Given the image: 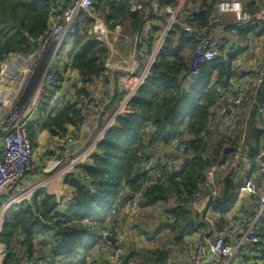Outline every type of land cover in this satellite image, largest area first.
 <instances>
[{
	"label": "trees",
	"instance_id": "obj_1",
	"mask_svg": "<svg viewBox=\"0 0 264 264\" xmlns=\"http://www.w3.org/2000/svg\"><path fill=\"white\" fill-rule=\"evenodd\" d=\"M68 1L0 0V69L14 55L29 57L36 53ZM156 1L162 7H173L178 3V0ZM220 1L200 0L201 7L192 16L193 27L204 28ZM237 1L250 11L264 6V0L259 1L258 8H255V2ZM101 2L104 3L103 8H100ZM130 3L131 0H94L91 11L104 14V24L108 29L129 22L133 31L139 32L146 22L139 14L129 11ZM92 21L88 15L80 19L79 32L73 37L75 42L70 52L69 67L80 76L82 83L78 94L74 96L72 93L70 101L65 100L56 113L49 114L43 121H34L45 111L55 92L61 89V78L55 74L60 82L46 86V103L28 124L31 142L36 129L47 131L62 141L70 134L71 128H77L81 123L86 106L84 99L91 95L89 86L93 79L103 75V62L107 55L104 43L92 40L82 31ZM229 28L227 25L226 30ZM249 34L264 36V22L240 30V40H247ZM195 39L180 26H172L148 76L129 100L126 112L115 119L89 159L64 179L75 201L64 207L65 197L59 198L42 188L29 203L23 202L11 209L3 220L0 233V246L6 253L2 264H92L87 261L88 242L111 229L99 226V214L110 213L120 199L127 202L134 198L135 201L137 196L140 207L168 201L179 204L172 215L173 224L169 225L170 235L177 226L171 240L174 246L182 242L186 234L192 233V222L189 217L184 221L183 217L189 216L194 194L204 187L203 174L212 165L230 163L239 136L238 131L228 134L226 130L224 133L219 130L217 134L221 135L216 134L213 144L208 143L212 127L208 129L207 125L214 117L212 111L216 106L224 105L221 96L216 95L215 87L227 88L233 75V57L222 55L206 64L197 77H192L194 82L188 85L187 79L191 76L184 53L195 49ZM258 102H264L263 90L259 93ZM256 109L257 106H252L251 122H248L245 133L252 174L260 170L259 157L264 154V129L258 127L260 122ZM176 137L186 147V163L180 172L173 174L158 166L161 179L153 183L148 174L138 171L140 161L152 144L157 141L172 143ZM150 170L151 173L157 171ZM235 170L222 176L218 196L208 204L220 218L221 227L226 223L224 215L238 202L244 181L250 178V175L244 180L235 177ZM178 220L182 221L181 224L177 223ZM260 227L262 255L259 264H264V219ZM97 231L101 233L96 235ZM155 255L151 262L166 264V254ZM123 260V264H127L126 259Z\"/></svg>",
	"mask_w": 264,
	"mask_h": 264
},
{
	"label": "crops",
	"instance_id": "obj_2",
	"mask_svg": "<svg viewBox=\"0 0 264 264\" xmlns=\"http://www.w3.org/2000/svg\"><path fill=\"white\" fill-rule=\"evenodd\" d=\"M259 1L260 0H247V3L251 4V2H255V8H258L260 5ZM178 5L180 6L178 9L180 20L188 23L190 17L196 14L200 9L201 2L200 0H178L176 6H166L164 8H176ZM251 7L253 8V6ZM90 15L92 16L90 18L93 20L92 23L98 18H103L104 21L103 13L94 14L91 11ZM224 19H230V17L225 16ZM118 27L121 30L120 35L121 32L122 34L126 33L125 35H134L132 40L133 45L130 44L129 46H125L122 40H119L118 37H113L115 34H110L108 41L105 43L107 55L103 62V67L105 69L104 73L101 77L93 79L92 84L89 86L91 95L89 98L84 99V101H86V106L83 110V119L77 128L70 129V134L66 137L68 138L70 135H73L78 139V142L73 146L68 147L67 151H65V148L62 150L65 155L64 158L70 157L71 159L79 154L90 144L95 133L100 129V127H103L104 124L115 114L120 104H122L125 96L128 94L131 86L140 76L144 65L147 63V60L156 44L161 39L163 32V23L155 20L146 23L144 28L139 32L133 31L129 22H124ZM109 30L115 33L118 32V29L116 28ZM73 37L69 36L65 39V41ZM209 38L212 40L224 41L225 47L222 51V55L225 53L223 56L227 57L230 55V57H233V75L227 84V88H224L225 91L231 92L233 89L237 88L244 89L245 86L243 85L242 80L236 76L234 65L236 64V66L238 65L239 67L242 66L244 68H249L252 61L255 59L258 60L264 50V36L255 37L249 34L246 37L247 40L237 41L230 35L222 33L220 29L212 28L209 32ZM70 41H72V39H70ZM194 41L196 42V40ZM69 47L70 45L68 48ZM133 50L136 51V56L134 55ZM193 52L194 50L185 51L184 54L186 60H189ZM59 53L60 50L57 52V56ZM56 57L47 65L54 74H57V76L61 78V89L55 92V96L51 97L49 100L50 102L47 103L48 106L45 108V111L34 121H43L49 114L52 115L56 113L65 100L70 101L73 98L72 93H74V96L78 94V91L82 86L80 76L69 67L70 54L69 58L66 59H58ZM10 58L11 60L13 59L12 57ZM120 68H127L128 71L126 73L122 72ZM0 79L3 80L2 76H0ZM187 82L188 85L192 84L194 79L190 77L187 79ZM10 85L11 82H5L2 97L7 98L10 91ZM261 90L264 91L263 88ZM8 103V101L1 103L2 105L0 110L4 109ZM223 108V106L219 105L218 111L213 113L214 117L211 122L212 130L209 131L211 141L215 139L219 130H222L221 133H224L223 131L226 128L227 121L231 118L229 113L221 112ZM86 111H90L92 113L96 112L99 114L96 118H89L85 117L84 112ZM244 111L249 113V116L247 117L248 125V122L249 124L251 122V118H249L251 108L247 106V103H245L240 110V121H242V118L246 115ZM35 118L36 116L33 117V119ZM84 119H86L85 125H83ZM259 122V126L258 124L257 126L264 129V120L259 118ZM221 133L217 135L220 136ZM66 138L59 141L58 139L52 137L49 132L36 129L32 140V143H34L32 144V147L36 153L33 155V163L35 164L31 173H28L26 176V180L24 181L25 186L27 184L37 182L41 178H38V176L35 175L36 172H41L38 164L40 165L44 159L51 158L52 154H54V156H57L59 153L62 154V151L59 152L57 148L64 144ZM186 160L187 156L184 153L179 152L173 143L157 141L146 150L144 157L141 159L138 166V171L146 173L147 170H157L158 166H163L168 173H178L184 167ZM58 165L59 164H51L48 167V171H50L49 174H51V176L42 180L40 185H50V183L56 178L54 173L64 174L70 169L68 166L59 169ZM73 171L75 172L76 170ZM233 174L235 177L243 180L250 175V178L244 181L242 188L239 190L238 202L224 215L225 222L230 216L231 220L237 225L235 237L227 239L228 243L235 245L243 237L245 231V227L243 226L241 219L242 213H253L255 200L264 197V175L260 174L258 170L252 174L250 166H247L244 162H241L240 165L236 167ZM46 192L59 196V198L65 197L63 200L64 207L68 204V200H66L68 197L67 194L71 193L72 195L71 188L64 184V178L60 179L53 190L46 189ZM206 199L207 195H205L196 206H190L189 209L191 213L189 216L183 217L184 221H187V218L189 217L190 222H192L191 225L193 229L190 230L192 233L188 235L186 234L183 237L182 242L176 243L174 247L169 248L168 250H165V245L167 243V239L170 237L169 225L173 224L174 219L172 218V215L175 210L179 208V204H174L171 201L166 203L159 202L147 207H140L138 204L137 207H135L133 205L134 198L133 201L130 199L127 202L120 199L117 204L113 206L115 214H112L111 211L108 214L106 213L107 215L99 214V216H101V225L99 226L102 229L111 228L110 230L114 231V229H116L121 231L120 233H125L126 255L124 259H126L127 264H154L153 261H150L151 257L154 254L157 256L161 255V253L164 255L166 254V264H185L193 257L199 238L206 237L213 239L222 228L220 226L221 220L216 214L213 213L211 216L207 217L206 211L208 209L209 201L205 205L204 202ZM2 201L3 198H0V211L4 205V203L2 204ZM203 204L205 206H203ZM148 227L149 229H146ZM195 229H197V231H195ZM100 233L101 232L97 231L96 235ZM100 237L94 238L88 242L86 250L88 263L102 264L108 257L107 253L99 244ZM252 250L253 248L251 245H246V251L248 253L247 258L250 260L252 259V255L250 253ZM209 264H223V262H218L217 259L213 260L211 258V262Z\"/></svg>",
	"mask_w": 264,
	"mask_h": 264
},
{
	"label": "built area",
	"instance_id": "obj_3",
	"mask_svg": "<svg viewBox=\"0 0 264 264\" xmlns=\"http://www.w3.org/2000/svg\"><path fill=\"white\" fill-rule=\"evenodd\" d=\"M93 5L94 0H69L67 5L61 10L57 22L43 40L42 45L36 54L38 55L47 44H49L48 47L54 45L55 50L58 52L67 37L77 35L80 19L85 15L92 17L90 12ZM179 8V5L176 8H164L156 0H131L129 11L131 13L139 14L142 21L149 23L150 21L155 20L163 23L162 37L151 52L140 76L131 86L122 104H120L115 114L104 124V126H101L95 133L90 144L71 160L70 169H75L89 159L107 130L113 125L115 119L126 112V106L129 100L148 76L155 58L160 52L164 40L173 25L180 26L185 33L196 38L197 45L188 60V67L190 76L197 77L200 70L206 64L211 63L222 56V51L225 47L224 41L212 40L209 38V32L212 28H218L222 33H226L239 41L240 30H243L248 26L261 24L262 21L264 22V6L258 8L256 11H250L240 1L222 0L215 6L214 14L208 17L205 27L202 29H196L192 25L193 17H190L188 23L180 20ZM225 16H229L230 19H224ZM99 19H102L103 21V18H98L94 20L93 23L97 22ZM227 25H230L228 30H226ZM104 26L99 28V31L97 32L98 37L96 35L94 38L95 41L100 42L101 37L103 36V31L104 33L106 32L105 39L102 40L104 44L108 41L110 34H115L113 37H118L119 40H123L125 43L130 41L129 38L120 35L119 27H116L118 32L115 33L113 31L111 32L106 26ZM135 52L136 51L133 50L134 55ZM19 60H23V58L16 56L11 60L7 67ZM7 67H5V69H7ZM120 70L125 73L128 71L127 68H120ZM234 71L236 76L242 80L245 88H237L233 89L231 92H226L221 86H216L215 93L216 95L221 96V101L224 102V108L221 112L229 113L231 116L226 124V132L228 134H233L237 130L239 132L238 145L231 158V162L228 165L221 166L218 163L212 165L204 172V187L202 190L194 194V198L190 202L191 207L196 206L205 195H207L209 202L214 201L218 196L223 175L228 174L231 170L235 169L241 162H244L247 166L251 165L248 151L245 147V133L249 113L244 111L246 115L242 118L243 120L240 121L239 118L241 116L240 110L244 104L247 103V106L250 108H252V106H257V116L264 120V102H258L259 92L262 88L264 89V50L262 51L261 57L258 60L255 59L252 61L249 68H244L242 66L239 67L235 64ZM3 73L4 71L1 74ZM44 74L46 75L42 80L37 81L33 86L30 96L27 97L24 102L16 104L13 103V101L9 102L4 109L11 105L10 109L7 112L2 113L3 116L0 118V198L5 193L13 192L0 211V233L3 220L5 216L9 214L11 209L23 202L29 203L33 194L44 186L39 185V181L27 184L26 186L24 185L27 174L29 172L31 173L32 170L31 163L33 157L32 142L28 133V124L46 103V86L50 84V82L53 83L51 85H56L58 81L48 65L46 66ZM47 74H49V76H47ZM53 75L55 76L54 78ZM0 82L2 84L1 79ZM1 105L2 104H0V107ZM215 111H218V106L213 109L212 113ZM84 114L85 117L96 118L99 113L86 111ZM85 122L86 119L83 120V125L86 124ZM211 127L212 125L209 123L207 128L210 129ZM77 142L78 139L74 138L73 135H70L64 141L65 151H67L68 147L73 146ZM172 143L179 152H185L186 147L181 142L180 138H174ZM49 163L53 165L59 164L55 161ZM259 172L264 175L263 166H261ZM43 173L46 174L45 170ZM146 174H148V177L152 178L153 183H156L161 179V174L158 172L151 173V170H147ZM54 175L57 178L62 174L54 173ZM125 190L128 191V189ZM89 191L92 192L93 189L90 187ZM138 201L139 196L135 198L133 203L135 207H137ZM111 212L112 214H115V209L112 208ZM212 214V208L208 207L206 211L207 217ZM241 219L245 231L243 237L237 242V244L232 245L227 242V239L235 237L237 232V225L229 216L226 219L225 225L222 226L215 238L209 239L201 237L198 239L193 257L185 264H209L211 258L213 260L217 259L218 262L222 261L223 264H259L262 255V243L259 238V232L261 222L264 219V197L256 199L254 212H243ZM181 222V220L177 221V223L180 224ZM125 240V234L114 236V234H110V232L106 231L101 235L99 244L108 255L107 259L102 264H123V259L126 255ZM248 244L253 248L250 252L253 259L252 261H249L250 259L247 258L248 253L246 251V245ZM5 256L6 253L0 246L1 264ZM22 264L28 263L24 262ZM154 264H161V262H156Z\"/></svg>",
	"mask_w": 264,
	"mask_h": 264
},
{
	"label": "rangeland",
	"instance_id": "obj_4",
	"mask_svg": "<svg viewBox=\"0 0 264 264\" xmlns=\"http://www.w3.org/2000/svg\"><path fill=\"white\" fill-rule=\"evenodd\" d=\"M97 2V4H98V1H96ZM103 2H101L100 3V8H103ZM101 26H104V23H103V21H102V19H99L97 22H95V23H88V24H86L85 26H84V28H83V30L82 31H84V32H86L87 33V35H89V37L92 39V40H94V38L96 37V35H97V37H98V34H97V32L99 31V28L101 27ZM105 27V26H104ZM108 29V28H107ZM109 30V29H108ZM121 31V30H120ZM124 31V30H123ZM79 32V31H78ZM125 33V32H124ZM105 34H106V32L104 33V31H103V33H102V37H101V40H100V42L101 43H103L102 42V40H104L105 39ZM126 34V33H125ZM125 34H122V32H121V36L122 37H127V38H129V40L130 41H127V43H125L123 40V43H124V45L125 46H129V44H131L130 42L133 40V37H134V35H125ZM76 36V35H75ZM70 39H72V41H70ZM70 39H68V40H66L65 42H64V44L62 45V48L60 49V53L58 54V56H57V51L55 50V47H54V45H52V46H49L48 47V45L49 44H47L42 50H41V52H39V54L37 55L36 53H34L33 55H31V56H29V57H22L23 59H24V61L26 62V67H25V69L23 70V72L21 71V70H19L18 69V71H17V69H15V65L18 63V65H20L19 64V62L17 61V62H14V63H12L9 67H7V69H5V67L9 64V62H10V60H11V58H10V60L8 61V63H6L4 66H3V68H1V72H0V74L4 71V74H1V76H2V84H3V81H4V78H7L6 77V75H7V73H6V71L8 70V69H12L11 67H14V69L15 70H12L13 72H11L10 74H9V78H10V82H11V85H10V91L12 92V91H16L17 93H16V95H15V97L13 98V99H11V98H4L3 97V99H1L0 100V103H2V102H5V101H8V102H11V101H13V103H19V102H24L26 99H27V97H29L30 96V94H31V92H32V90H33V86L35 85V83L37 82V81H40V80H42V78L46 75V74H44V72H45V69H46V66H47V64L48 63H50L51 61H52V59H54L56 56V58H58V59H66V58H69V54H70V52H71V47L73 46V44H74V39L73 38H70ZM70 45V47L68 48V46ZM223 55H225V53H223ZM16 55H14V56H12V58H14ZM5 69V70H4ZM24 71H26V72H24ZM13 73V74H12ZM24 73V74H23ZM51 73V72H50ZM49 73V74H50ZM26 74V75H25ZM49 74H47V76H49ZM5 76V77H4ZM55 76L53 75V78H54ZM58 82H60V80H58ZM61 82H62V80H61ZM60 82V83H61ZM21 83H22V86H21ZM2 84H1V82H0V85L2 86ZM51 84H53V83H51L50 82V85ZM1 86H0V96H1V94H2V88H1ZM21 86V87H20ZM10 107H11V105L8 107V108H6V109H2V110H0V118L3 116L2 115V113H5V112H7L9 109H10ZM243 116V115H242ZM238 131V130H237ZM74 138H76L75 136H74ZM213 142H214V140H209L208 141V143L209 144H213ZM64 144H62L61 146H59L57 149L59 150V152H61L62 150H64ZM57 152V151H56ZM36 153H35V151L33 150V155H35ZM64 154H63V151H62V154L61 153H59L57 156H54V154H52L51 155V158H47V159H44L43 160V162H41L40 163V165L38 164V166H39V169H40V173L39 172H36L35 173V175L36 176H38V178L39 177H41L38 181H39V185H40V183H41V181L42 180H44V179H46L47 177H50L51 176V174H49V172L50 171H48V167L51 165L49 162H58L59 163V165H58V167H59V169H61V168H63V167H65V166H68V167H71V165H70V162H71V160H73V158H71L70 159V157H65L64 158ZM34 157V156H33ZM33 157H32V163H31V167H32V169H33V166H34V164L35 163H33ZM67 164H69V165H67ZM53 165V164H52ZM44 170H45V172H46V174L45 173H43L44 172ZM32 171V170H31ZM73 168L72 169H70L68 172H66V173H64V174H62L61 176H59V177H57V178H55L51 183H50V185H44L42 188H44V190H46V189H50V190H53L55 187H56V185L58 184V182L60 181V179L61 178H66L67 176H69V174L71 173V174H73ZM156 172H158V173H160L159 172V170H157ZM30 173V172H29ZM48 173V174H47ZM37 178V179H38ZM12 193L13 192H11V193H5L1 198H3V201H2V204L4 203V205L6 204V202L8 201L7 199H9L10 198V196L12 195ZM34 195V194H33ZM68 195V197L66 198V200H69V199H71V194H67ZM33 197V196H32ZM67 202H69V201H67ZM70 203V202H69ZM3 205V206H4ZM18 206V205H17ZM126 225V224H125ZM176 225H175V230H174V232H173V234L172 235H169L170 237L167 239V243H166V245H165V250H168L169 248H172V247H174V245L172 244L173 242H171V240H172V238H174V234H175V232H176ZM146 229H149V227L148 228H146ZM107 232H110V234H114V236H120V235H122V234H125V233H120L121 231H119V230H116V229H114V231H112V230H110V231H107Z\"/></svg>",
	"mask_w": 264,
	"mask_h": 264
},
{
	"label": "bare ground",
	"instance_id": "obj_5",
	"mask_svg": "<svg viewBox=\"0 0 264 264\" xmlns=\"http://www.w3.org/2000/svg\"><path fill=\"white\" fill-rule=\"evenodd\" d=\"M130 43L132 44V41H131ZM18 62H19L20 65H18V63H17V64L15 65V69H17V71H18V69H19V70H21V71L23 72V70H24L25 67H26V62L23 61V60H19ZM11 68H12V69H8V70L6 71V73H7L6 77H7V78H4L3 84H2V86H1V88H2V94L4 93L3 87H4L5 82H6V81H7V83L10 82L9 74H10L11 72H13L12 70H15L14 67H11ZM24 72H26V71H24ZM12 74H13V73H12ZM23 74H24V73H23ZM25 75H26V74H25ZM21 86H22V83H21ZM21 86H20V87H21ZM9 90H10V88H9ZM6 92H7V91H6ZM16 93H17L16 91H12V92L9 91L7 98H11V99H13V98L15 97ZM2 94H1V96H0V99H3ZM230 162H231V161H230Z\"/></svg>",
	"mask_w": 264,
	"mask_h": 264
},
{
	"label": "water",
	"instance_id": "obj_6",
	"mask_svg": "<svg viewBox=\"0 0 264 264\" xmlns=\"http://www.w3.org/2000/svg\"><path fill=\"white\" fill-rule=\"evenodd\" d=\"M20 57H21V56H20ZM0 104H1V103H0ZM259 161H260V163H261V164L263 165V167H264V154L260 155V157H259ZM47 174H48V173H47ZM75 200H76V198H75L74 196H72L71 199H69L68 201H69V202H72V201H75ZM69 202H68V203H69ZM207 202H208V198L206 199V201L204 202V204L206 205ZM204 204H203V206H205Z\"/></svg>",
	"mask_w": 264,
	"mask_h": 264
},
{
	"label": "clouds",
	"instance_id": "obj_7",
	"mask_svg": "<svg viewBox=\"0 0 264 264\" xmlns=\"http://www.w3.org/2000/svg\"><path fill=\"white\" fill-rule=\"evenodd\" d=\"M263 166V165H262Z\"/></svg>",
	"mask_w": 264,
	"mask_h": 264
}]
</instances>
